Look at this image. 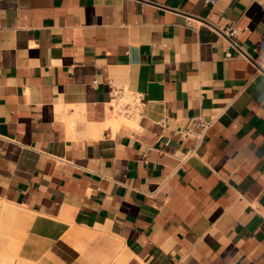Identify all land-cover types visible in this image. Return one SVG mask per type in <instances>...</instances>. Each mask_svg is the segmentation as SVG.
Segmentation results:
<instances>
[{
  "label": "crops",
  "instance_id": "obj_1",
  "mask_svg": "<svg viewBox=\"0 0 264 264\" xmlns=\"http://www.w3.org/2000/svg\"><path fill=\"white\" fill-rule=\"evenodd\" d=\"M258 59L264 0H0L5 249L33 264H264ZM110 83L145 93L140 117L119 121ZM198 116L212 124L197 139Z\"/></svg>",
  "mask_w": 264,
  "mask_h": 264
},
{
  "label": "built area",
  "instance_id": "obj_2",
  "mask_svg": "<svg viewBox=\"0 0 264 264\" xmlns=\"http://www.w3.org/2000/svg\"><path fill=\"white\" fill-rule=\"evenodd\" d=\"M217 0H203L204 5H214ZM194 20H187L186 25L192 27ZM234 30L230 32V35L227 34V37L231 39V35ZM258 66L261 72H264V64H261V61H254ZM109 99H110V109L114 111L116 114H122L126 117H132L137 115L140 117L143 111V107L145 105V93L140 91H132L129 90L125 85H117L110 83L109 90ZM195 124L199 129L197 133V139L200 138L205 131L211 126L212 121L205 120L203 117H194ZM180 135L186 136L187 133H183V131H179Z\"/></svg>",
  "mask_w": 264,
  "mask_h": 264
},
{
  "label": "rangeland",
  "instance_id": "obj_3",
  "mask_svg": "<svg viewBox=\"0 0 264 264\" xmlns=\"http://www.w3.org/2000/svg\"><path fill=\"white\" fill-rule=\"evenodd\" d=\"M10 229L4 225V223L1 225L0 229V252L10 255L13 261V264H33L32 262L23 260L19 257H16L15 255L9 253L5 249V242L8 239ZM0 253V264H6V261L2 258V255Z\"/></svg>",
  "mask_w": 264,
  "mask_h": 264
},
{
  "label": "bare ground",
  "instance_id": "obj_4",
  "mask_svg": "<svg viewBox=\"0 0 264 264\" xmlns=\"http://www.w3.org/2000/svg\"><path fill=\"white\" fill-rule=\"evenodd\" d=\"M122 115V114H121ZM134 118H137L138 116L135 115V116H132ZM120 122H124V123H128L127 119L122 115L120 116ZM2 207H3V201H0V222H1V212H2Z\"/></svg>",
  "mask_w": 264,
  "mask_h": 264
}]
</instances>
